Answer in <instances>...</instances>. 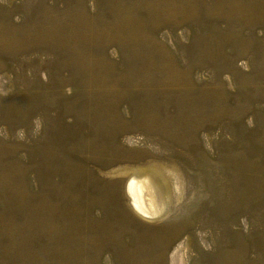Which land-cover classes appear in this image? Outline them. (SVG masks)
Here are the masks:
<instances>
[{
	"label": "rangeland",
	"instance_id": "1",
	"mask_svg": "<svg viewBox=\"0 0 264 264\" xmlns=\"http://www.w3.org/2000/svg\"><path fill=\"white\" fill-rule=\"evenodd\" d=\"M0 264H264V0H0Z\"/></svg>",
	"mask_w": 264,
	"mask_h": 264
},
{
	"label": "bare ground",
	"instance_id": "2",
	"mask_svg": "<svg viewBox=\"0 0 264 264\" xmlns=\"http://www.w3.org/2000/svg\"><path fill=\"white\" fill-rule=\"evenodd\" d=\"M130 183H131V182H130ZM131 187H133V185L130 186V188H131ZM141 187H142V186H141ZM141 187L138 186V191H139V193H138V191H137V194L139 195V197H141L140 194H141V192L143 191V190H142L143 187H142V188H141ZM131 190H132V189H131ZM145 192H146V191H145ZM142 195H143V194H142ZM146 196H147V195H146ZM146 196L143 195V197H141L142 199H140V200L144 201V203L142 202V205H143V206L146 205V204H147V201H148L147 198H146ZM135 197H136V196H135ZM145 198H146V199H145ZM137 205H138V204H137ZM140 206H141V205H140ZM140 209H141V208H140ZM143 212H144V211H143Z\"/></svg>",
	"mask_w": 264,
	"mask_h": 264
}]
</instances>
